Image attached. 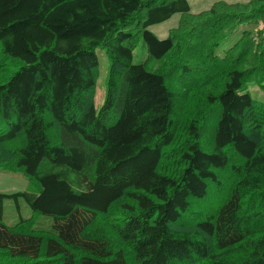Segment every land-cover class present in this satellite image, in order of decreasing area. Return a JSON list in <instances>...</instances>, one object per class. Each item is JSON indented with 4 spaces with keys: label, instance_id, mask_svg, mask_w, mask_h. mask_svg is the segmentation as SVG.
Segmentation results:
<instances>
[{
    "label": "trees",
    "instance_id": "1",
    "mask_svg": "<svg viewBox=\"0 0 264 264\" xmlns=\"http://www.w3.org/2000/svg\"><path fill=\"white\" fill-rule=\"evenodd\" d=\"M174 14L166 38L148 30ZM0 45L17 61L0 62V168L34 185L0 198L50 219L0 211V264H264V104L246 89L264 80V0L196 15L187 0H0Z\"/></svg>",
    "mask_w": 264,
    "mask_h": 264
},
{
    "label": "rangeland",
    "instance_id": "2",
    "mask_svg": "<svg viewBox=\"0 0 264 264\" xmlns=\"http://www.w3.org/2000/svg\"><path fill=\"white\" fill-rule=\"evenodd\" d=\"M227 2V3H245L249 0H187L189 7H190V13L191 15L199 14V12H202L204 10H207L213 3L215 2ZM181 18V14H174L172 17H170L168 20L152 25L148 28L158 39H164L166 38L169 30L177 27L178 22ZM260 27H263L262 24H260ZM141 43V39H139L138 44ZM138 53H140L139 47L137 46L134 50V55L136 56ZM0 54H1V45H0ZM96 54L98 56L99 61V77L97 80L96 85V93L94 98V104L96 110H98L102 104L103 101V95L105 92V82H106V76H107V68H108V60L106 54L103 52L102 49H97ZM3 60L0 61L3 64H5V71L0 72L1 76L6 73V71L13 72L16 70L17 61L13 58L4 56ZM4 69V68H0ZM1 79V77H0ZM0 82H4L3 80ZM247 91L250 93L251 97L256 100L258 104H264V80L256 83L253 82L252 84H249L247 86ZM194 112V109L189 111V114L192 115ZM204 133L205 136L210 135V130H205ZM202 146H205L206 139H203L201 142ZM25 189H32L34 190V185L29 181V179L22 174L21 172L17 171H10L5 170L4 168H0V194L9 195L16 192H21ZM0 211L2 215L3 221L7 225H15L18 223L23 224L24 226H32L36 227L39 223L46 224L49 219L47 216H41L38 214H33L28 206L24 204L22 201L18 202V206L13 200L1 197L0 198Z\"/></svg>",
    "mask_w": 264,
    "mask_h": 264
},
{
    "label": "bare ground",
    "instance_id": "3",
    "mask_svg": "<svg viewBox=\"0 0 264 264\" xmlns=\"http://www.w3.org/2000/svg\"><path fill=\"white\" fill-rule=\"evenodd\" d=\"M151 5H153V4H151Z\"/></svg>",
    "mask_w": 264,
    "mask_h": 264
}]
</instances>
